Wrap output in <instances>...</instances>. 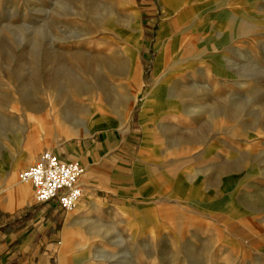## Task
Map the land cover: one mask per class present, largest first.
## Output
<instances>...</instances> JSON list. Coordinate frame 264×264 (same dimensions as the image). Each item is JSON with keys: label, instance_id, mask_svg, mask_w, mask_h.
<instances>
[{"label": "rangeland", "instance_id": "rangeland-1", "mask_svg": "<svg viewBox=\"0 0 264 264\" xmlns=\"http://www.w3.org/2000/svg\"><path fill=\"white\" fill-rule=\"evenodd\" d=\"M64 148L97 179L38 232L18 172ZM10 233L49 264H264V0H0Z\"/></svg>", "mask_w": 264, "mask_h": 264}, {"label": "built area", "instance_id": "built-area-1", "mask_svg": "<svg viewBox=\"0 0 264 264\" xmlns=\"http://www.w3.org/2000/svg\"><path fill=\"white\" fill-rule=\"evenodd\" d=\"M83 174L79 160H65L55 151L44 149L33 164L18 172V180L31 185L36 204L55 202L64 212H69L82 198Z\"/></svg>", "mask_w": 264, "mask_h": 264}, {"label": "crops", "instance_id": "crops-1", "mask_svg": "<svg viewBox=\"0 0 264 264\" xmlns=\"http://www.w3.org/2000/svg\"><path fill=\"white\" fill-rule=\"evenodd\" d=\"M167 79H168V76L166 74H164L163 77L161 79H159V81H157L156 88H159ZM160 99L161 98H159L158 100L155 101L156 105L160 102ZM93 133H94V131L87 134L86 136H92ZM146 141H147L146 137H144V139H142V141H141L140 150H139V153H141V154L144 153L146 150ZM64 149H62L60 151L55 150V152L61 158L65 159V160H74V157H76L78 155L77 153H75V151L72 148L71 149L73 152L70 154H68L67 150L66 149L64 150ZM85 165L87 166V163ZM85 177L88 181V185H90V186L95 184L94 182H96V179H97L96 174H95V172L94 173L92 172V169L89 171V173L87 175L83 174V176L80 178V186L82 188V193H84L83 191H84V186H85V184H84ZM13 190H14V188H13ZM15 194L19 198L23 197V195H18L17 193H15ZM33 204L39 205V204H36L34 201H33ZM42 205H43L42 208L44 210V213L42 216L38 215L39 216L38 220L40 221V227L37 226V228H36V230L38 232H41V230L44 229V226L41 227V221L44 220L45 216L47 218V222H46L47 228L53 229L54 228V222L53 221H56L55 216L59 215V212L63 211L56 205L55 202H48V203H45ZM8 227H10V226L8 225ZM66 227H64L62 230L63 235H65L64 230L66 229ZM32 231H33V227L29 228L28 233H30ZM32 235L33 234H30L29 237L24 236L22 238V242H19V240H18V244L12 245V247L16 246L17 250L16 249L13 250V248L7 250V247H8L7 244H11V243H13L14 240H16V236L12 235V233H10L8 235L9 236L8 239H6L3 243V245H4L3 250H0V264H13L15 261L14 259H15L16 253H18V252L22 255H25L24 264H49V255L51 254V250H50L51 249V243L45 242L46 241L45 238H42V241L35 240L34 238H32ZM32 240L38 241L39 244L34 245L31 249V246L33 244ZM43 243H45V244L43 245ZM1 245L2 244H0V247H1ZM41 245L44 246L43 250H40Z\"/></svg>", "mask_w": 264, "mask_h": 264}, {"label": "bare ground", "instance_id": "bare-ground-1", "mask_svg": "<svg viewBox=\"0 0 264 264\" xmlns=\"http://www.w3.org/2000/svg\"><path fill=\"white\" fill-rule=\"evenodd\" d=\"M89 133H90V132H89ZM89 133H88V134H89Z\"/></svg>", "mask_w": 264, "mask_h": 264}]
</instances>
